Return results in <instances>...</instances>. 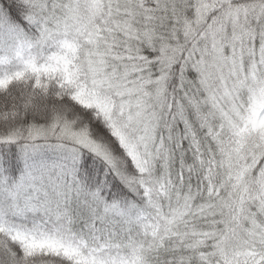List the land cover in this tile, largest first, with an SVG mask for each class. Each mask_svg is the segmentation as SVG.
I'll use <instances>...</instances> for the list:
<instances>
[{
  "label": "snow or ice",
  "instance_id": "obj_1",
  "mask_svg": "<svg viewBox=\"0 0 264 264\" xmlns=\"http://www.w3.org/2000/svg\"><path fill=\"white\" fill-rule=\"evenodd\" d=\"M0 264H264V0H0Z\"/></svg>",
  "mask_w": 264,
  "mask_h": 264
}]
</instances>
